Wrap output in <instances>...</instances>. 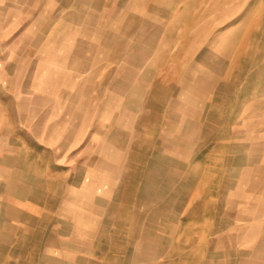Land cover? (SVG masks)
<instances>
[{
	"label": "rangeland",
	"instance_id": "374dc122",
	"mask_svg": "<svg viewBox=\"0 0 264 264\" xmlns=\"http://www.w3.org/2000/svg\"><path fill=\"white\" fill-rule=\"evenodd\" d=\"M0 264H264V0H0Z\"/></svg>",
	"mask_w": 264,
	"mask_h": 264
},
{
	"label": "bare ground",
	"instance_id": "6f19581e",
	"mask_svg": "<svg viewBox=\"0 0 264 264\" xmlns=\"http://www.w3.org/2000/svg\"><path fill=\"white\" fill-rule=\"evenodd\" d=\"M178 99V98H177ZM150 102H151V100H150ZM151 104V103H150ZM165 154V153H164ZM161 155V154H160ZM166 155V154H165ZM159 156V155H158ZM163 156V155H162ZM163 158V157H162ZM230 172L232 171V170H229ZM234 172V171H233ZM229 176V175H228ZM210 178V177H209ZM225 184V183H224ZM223 184V185H224ZM124 199V198H123ZM114 210V209H113ZM114 212H116V211H114ZM111 213V212H110ZM121 213V212H120ZM122 214V213H121ZM110 215V214H109ZM118 215H119V213H118ZM178 215V214H177ZM188 215H190V213H188ZM111 216V215H110ZM120 216V215H119ZM120 218V217H119ZM183 234V233H182ZM106 235V234H105ZM181 235V234H180ZM183 236V235H182ZM100 241V240H99ZM107 243H108V241H107ZM258 253V252H257Z\"/></svg>",
	"mask_w": 264,
	"mask_h": 264
}]
</instances>
